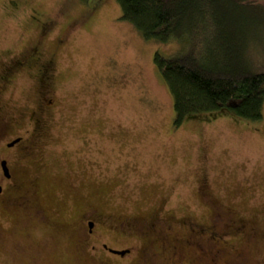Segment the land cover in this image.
<instances>
[{"label": "rangeland", "instance_id": "374dc122", "mask_svg": "<svg viewBox=\"0 0 264 264\" xmlns=\"http://www.w3.org/2000/svg\"><path fill=\"white\" fill-rule=\"evenodd\" d=\"M92 1L0 0V73L35 41L55 57L48 136L35 149V163L20 165L21 189L35 179L33 200L49 225L24 208L1 213L0 264H264V105L259 121L219 112L174 125L173 98L154 55L181 56L188 42L147 41L120 18L116 0L88 9ZM259 4L263 26L256 34L264 44V0ZM34 79L24 72L6 86V111L15 116L32 105ZM93 207L103 216L101 239L130 254L78 245L79 218ZM123 217L167 222L165 240L147 230L153 259L142 261L143 244L130 226L118 229ZM185 217L214 224L218 242L187 246L179 225Z\"/></svg>", "mask_w": 264, "mask_h": 264}, {"label": "trees", "instance_id": "16d2710c", "mask_svg": "<svg viewBox=\"0 0 264 264\" xmlns=\"http://www.w3.org/2000/svg\"><path fill=\"white\" fill-rule=\"evenodd\" d=\"M116 1L120 18L143 39L189 44L190 50L181 56L154 55L173 98L174 125L197 114L208 118L219 112L252 122L262 119L264 44L256 34L262 24L259 0ZM197 44L203 47L199 53Z\"/></svg>", "mask_w": 264, "mask_h": 264}, {"label": "flooded vegetation", "instance_id": "af4514ba", "mask_svg": "<svg viewBox=\"0 0 264 264\" xmlns=\"http://www.w3.org/2000/svg\"><path fill=\"white\" fill-rule=\"evenodd\" d=\"M100 0H93L90 8L94 9V5ZM15 3L12 5L14 7ZM31 19L37 22V16L31 14ZM41 34L46 32V23L38 24ZM54 54H43L40 49L39 42L35 41L25 49H19L8 61L5 62L4 68L0 73V100L4 89L8 86L17 74L30 73L33 71L34 80L36 81V95L32 101V105L25 110H17L18 115L8 112L1 105L0 101V215L1 213H10L13 209L16 211L26 210L30 219L49 225L45 211L37 205L33 200L37 195L35 189V179L30 177L27 181L30 189H21L22 182V162L23 165L35 163V149L42 142L45 136L47 119L49 118L51 109L54 104L50 81L54 75ZM51 91V92H50ZM2 94V95H1ZM41 145V144H40ZM223 210L216 213L221 216ZM12 213V212H11ZM103 216L98 213L96 208H91L89 212L82 213L79 218V224L76 232L78 237V245L89 246L90 252L104 253L112 257H125L131 253V249L125 247L128 251L125 255L112 252L114 250H125L104 242L97 231V226ZM135 220V219H134ZM186 229V244L191 249H198L202 246V240H211L218 242V229L214 224L209 226L201 225L195 222L193 218H182L180 224ZM129 226L136 233L137 240L142 242L143 247L140 248L142 261L148 262L153 259L151 238L147 235L148 231L156 234L157 239H166L169 234V227L165 220L151 221L144 225L138 221L132 222L131 218L123 217L120 221L118 229H129ZM139 233V234H138ZM143 234V235H142ZM154 235V234H153ZM220 237V236H219ZM165 238V239H164ZM221 238V237H220ZM160 239V240H161ZM102 240V241H101ZM199 250V249H198ZM167 264V263H164Z\"/></svg>", "mask_w": 264, "mask_h": 264}, {"label": "water", "instance_id": "95a60500", "mask_svg": "<svg viewBox=\"0 0 264 264\" xmlns=\"http://www.w3.org/2000/svg\"><path fill=\"white\" fill-rule=\"evenodd\" d=\"M128 250L127 249H125V250H114V251H112L113 253L114 252H116L117 254H120V255H125V253L127 252Z\"/></svg>", "mask_w": 264, "mask_h": 264}]
</instances>
